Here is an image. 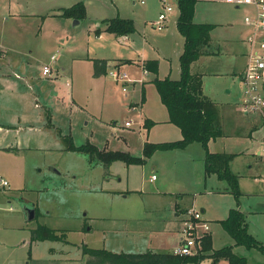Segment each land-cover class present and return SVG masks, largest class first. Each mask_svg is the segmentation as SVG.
Listing matches in <instances>:
<instances>
[{
	"label": "rangeland",
	"instance_id": "1",
	"mask_svg": "<svg viewBox=\"0 0 264 264\" xmlns=\"http://www.w3.org/2000/svg\"><path fill=\"white\" fill-rule=\"evenodd\" d=\"M77 1L85 5L83 18L61 14L64 7ZM196 7L198 13L213 21H229L232 31L240 34L245 5L199 0ZM159 9L157 0H146L144 4L132 0H0V122L16 124L8 131H0V136H5L0 137V142L19 141L22 145L19 160L1 164H6L3 170L9 173L12 194L10 202L0 203V207L11 205L10 213L21 210L24 214L27 208H34V217L27 221L30 227L43 223L55 228L61 238L45 239L39 245L44 256L49 247L67 253L56 254L62 260L55 264H84L87 255L82 252L83 245L135 251L143 249L149 238L154 243L156 235L148 237V230L160 227L161 216L172 217L164 206L166 199L148 192L156 188L167 195L180 192L185 201L194 198V205L203 207L211 218L225 216L230 205L240 206L246 214L248 230L264 243V157L256 153L257 148H264V115L241 108L242 84L238 75H211L204 80L207 88L218 91L215 95L220 99L223 132L222 137L208 141L207 148L238 153L231 159L232 170L241 174L238 197L225 179L214 173L205 174L206 148L200 141L158 150L144 163L115 160L106 168L102 162L90 161L84 152L66 149L59 135L72 136L75 144L89 140L98 147L134 155L142 153L145 140L175 139L179 135V128L173 123L153 122L149 129L139 125L145 117H166L152 82L145 83L147 101L142 102V81L153 77V72L138 65L140 59L162 55L150 44H158L174 27L177 7L161 29L149 23ZM117 15L135 20L140 30L136 38L125 42L105 30L102 20ZM166 51L174 73L179 68L178 56L171 48ZM52 53H56L53 62ZM92 57L121 59L119 68L117 60L109 63V69L124 72L129 81L116 79L109 72L104 78L94 79L90 74ZM123 58L131 61H122ZM49 62L53 70L43 75L42 66ZM225 84L229 87L223 88ZM228 88L231 92L226 91ZM163 110L166 112L165 107ZM126 120L131 125H125ZM30 122H34V129L28 127ZM254 125L251 135L247 134ZM152 173L157 176L154 180L149 179ZM215 185L229 188L228 193H206ZM208 223L214 231L215 247L234 242L219 220ZM180 226L181 222L174 220L170 230L156 239L163 251H170L179 243ZM136 228L146 234L140 236L134 232ZM2 235L14 237L10 232ZM234 251L245 256L247 264H264V252L257 247L239 244ZM205 257L199 264H212V257Z\"/></svg>",
	"mask_w": 264,
	"mask_h": 264
},
{
	"label": "trees",
	"instance_id": "2",
	"mask_svg": "<svg viewBox=\"0 0 264 264\" xmlns=\"http://www.w3.org/2000/svg\"><path fill=\"white\" fill-rule=\"evenodd\" d=\"M197 0H176L178 15L176 27L184 37L183 49L179 55L180 76L173 79L169 76L155 77V84L161 102L166 106L168 120L180 128L181 137L175 140L151 142L145 141L140 155L131 154L129 151L119 149L100 148L95 143L87 140L81 144H75L72 136L60 134L65 142V148L84 152L90 161L102 162L107 167L112 161L122 160L127 164L144 163L155 150H165L182 147L187 143L197 140L206 148L204 168L206 173L214 172L225 179L230 191L236 197L240 194L238 188V175L232 171L230 161L235 153L226 151H209L208 141L222 134L217 104L203 93L202 79L199 73L191 70V63L204 53L210 51V30L213 23L196 22L193 20L195 4ZM61 14L71 15L75 18L85 16V5L77 1L62 9ZM105 30L116 35L128 34L135 30L134 21L130 17L114 16L104 18ZM98 31V29H97ZM122 61L130 62V59ZM93 76L105 75L108 72V59L92 57ZM142 67L150 72L157 73L158 60L156 58L145 59ZM143 98V94H142ZM153 120H146V127ZM224 229L234 238V244H242L246 247H257L264 252V243L255 238L247 229L243 211L238 207L229 209L226 218L221 220ZM31 239H59L61 236L55 228L43 223L37 224L30 230ZM210 236H204L201 252L194 255H179L170 251H156L146 249L144 251H113L106 248L82 246V252L87 255L85 264H199L206 256L212 257L215 263L220 258L228 260L229 264H247L246 257L238 255L233 250L232 244L223 245L213 249L209 254L204 253L211 249Z\"/></svg>",
	"mask_w": 264,
	"mask_h": 264
},
{
	"label": "crops",
	"instance_id": "3",
	"mask_svg": "<svg viewBox=\"0 0 264 264\" xmlns=\"http://www.w3.org/2000/svg\"><path fill=\"white\" fill-rule=\"evenodd\" d=\"M225 1V0H223ZM158 2V0H157ZM199 2V0L196 1V3ZM159 4V3H158ZM160 7V6H159ZM178 15V14H177ZM119 16V15H118ZM177 18V17H176ZM133 19V18H132ZM153 19V18H151ZM193 20L196 22H210L213 23V27L210 30V36H211V45L209 47L210 51L208 53H204L202 55H200L199 58H197L196 60H194L191 63V70L193 72L199 73L201 75V79H202V90L203 93L205 95H207L209 98H211L218 107V99L216 97V90H213L214 88H210V86L207 88L205 85V78L207 76H220V75H224V74H231L232 77H236L238 75L240 81H241V75L242 72L244 70L246 61H247V52H248V43H247V35L250 32V29L244 24L242 26V28L240 29V34H236L235 32L232 31L231 28V23H229V21H213L212 19H209L207 16H204L200 13H198L196 4H195V10H194V15H193ZM134 21V25H135V30L131 33L128 34H122V35H118V37L120 38V40H125V42H127L128 40H133V37L136 38L135 35H137V32H140V30L138 29V26L136 25L135 20ZM174 27H171V30L169 32H167L163 38L158 44H150L152 45L156 50L161 51L162 55H154L155 57H150V58H156L158 60V71L157 73H153L151 78L147 79V80H143L141 87H142V92H141V98H142V94H143V98H142V102H146L147 101V96L145 94V86H146V82L150 83L152 82L154 84V82L152 81L155 77H159V78H163L165 76H169L170 78L176 79L179 78L180 76V63H179V68L178 70H176L174 73L173 69H172V63H171V58L169 57L166 49L167 48H171L172 50H174V52L176 53V55L178 56V60H179V55L182 52L183 49V43H184V37L181 35V33L178 31L177 27H176V19L174 20ZM226 24L225 26V30L222 31L223 29V25ZM105 26V25H104ZM168 26V23L167 25ZM221 27V30H218V28ZM226 27L229 28V30L226 29ZM221 31V32H219ZM179 33V35H178ZM181 35V36H180ZM182 37V38H181ZM145 42H149L151 43L149 40H145ZM176 45V46H175ZM165 47L164 51L162 47ZM99 58H106L108 59V69H109V63L111 61H119V64L117 65V67L119 68V65L121 63V59H116V58H112L111 57V61L109 59V57H99ZM164 58L163 61H166L168 63V65H166V63L162 62V59ZM126 59V58H123ZM149 59V58H146ZM145 60L144 59H140L141 63L138 65H142V62ZM218 62V64H217ZM133 63H135V61H133ZM143 68V67H142ZM143 70H145L143 68ZM146 72H150L145 70ZM179 73H178V72ZM91 76L94 79H99V78H104L106 77L105 75H99V76H93L92 74V63H91V72H90ZM157 74V75H154ZM178 74V75H176ZM128 82V81H127ZM126 83V82H125ZM242 84V82H241ZM155 85V84H154ZM228 85L225 84L223 86L227 87ZM229 87V86H228ZM157 91V90H156ZM227 92H231V88L226 89ZM158 94V92H157ZM159 97V94H158ZM160 100V98H158ZM161 102V100H160ZM162 103V102H161ZM133 104V103H131ZM163 104V103H162ZM161 107L162 113H166V117L165 119H157V118H149V117H145L144 120L139 121V125H144L143 123L146 120H153V122L155 123H159V122H165V123H172L168 120V112L166 109V106L163 104V107H165L166 112H164L163 107ZM219 109V108H218ZM245 111V110H244ZM246 112V111H245ZM149 124V126H152L153 124ZM174 124V123H173ZM15 127L16 124H8V123H2L0 122V131H8L11 128L9 127ZM34 122H30L28 123V127L31 129H34ZM148 126V129H149ZM177 126V125H176ZM42 127H45V124L43 123ZM146 127V126H145ZM255 125L252 126V128L249 130V135H251V131L254 129ZM39 128V127H38ZM179 128V127H178ZM237 134L238 133H235ZM243 134V133H242ZM223 136V132L221 135L215 137H222ZM1 139H4L5 136L1 135L0 136ZM181 137V131L179 128V135L176 136L175 139H178ZM215 138H211L209 140V142L211 140H215ZM175 139H166V138H158V139H151V142H160V141H168V140H175ZM148 141V140H145ZM144 141V142H145ZM144 144V143H143ZM103 148V147H100ZM104 148H106V146H104ZM21 149H22V145L21 142L19 141H6L5 143H1L0 142V175L3 176L5 179L8 180V185L5 186H0V203L1 204H6L7 202H10V196H11V182H10V177L8 176L9 173L5 171V169L3 170V168H6V164L5 166H2V163H6L7 161H10L11 159H17L19 160L21 155ZM261 148H257L256 149V153L258 154V151ZM160 150V149H158ZM158 150H155L152 154L154 155V153H156ZM212 152H214V150H210ZM238 154V153H235ZM150 156V157H151ZM205 158V157H204ZM113 162V161H112ZM131 164H135V163H131ZM111 165V163L106 167L109 168ZM161 167V166H160ZM230 167L232 169V163L230 161ZM162 168V167H161ZM264 170V167H263ZM165 171V170H162ZM234 171V170H232ZM13 172V169H12ZM204 172H205V168H204ZM235 173H237L238 175V179L240 178L241 174L238 173V171H234ZM211 173L214 172H210V173H206V175H210ZM154 174V173H152ZM151 174V175H152ZM216 174V173H214ZM155 175V174H154ZM157 176L155 175L154 178H150V180H154L156 179ZM229 186V184H228ZM143 189H141L140 191H142ZM229 188L227 187H218L217 185H215L214 187H209L208 190H206V193H211L212 194L214 192H219L221 193H228ZM148 192L153 193V195H155L156 197H164L166 199V201L164 202V206L166 209L170 210V213L172 215L171 216H161L160 219L162 221L160 227L156 228V229H149L147 232L148 237L152 236V235H156V239L158 237H160L161 234L165 233L166 231L170 230L169 225L171 222H173L174 220L178 221L179 223L181 222L182 217L184 216V212L186 210V208H188L189 206H191L192 204H194V198H192L190 201H185L184 194H181L180 192H169V194H163V193H167L164 190H160L158 188L154 189V190H149ZM185 192V191H184ZM182 192V193H184ZM190 192H186V194L188 195ZM175 195V196H174ZM192 195H196L194 192H192ZM232 207H236V206H232L230 205L228 210H227V214L225 216H221L219 218H211L209 216H206L205 213V209L203 207H201V210L203 212L204 217L208 220V221H212L214 219L219 220L221 222L222 219L226 218L229 212V209ZM241 211H243L240 206L238 207ZM4 210L0 213V223L3 224V228L0 227V264H55V261L60 262V260H62L61 256L56 258L55 255H65L67 256V253H63L62 249L60 250H56L54 247H49L47 249V252L45 253L46 255L44 256V253L40 251V247L39 245L40 242L44 241L45 239H40V240H35V239H31L30 237V230L31 228L34 227H30L28 224V220L27 217L25 216V214L21 211V210H17L14 213H10V211L13 210V207L11 205L7 206V207H0V211ZM244 216H245V223L248 229V222H247V218H246V214L243 211ZM36 227V226H35ZM3 230V231H2ZM180 228L178 227V232H179ZM143 229H135L134 232H138V234H140V236H143L146 234V231ZM249 231V230H248ZM3 232H10L14 235V237L10 238L7 236L2 235ZM250 232V231H249ZM251 233V232H250ZM180 234V232H179ZM213 234L214 231L211 229L208 232V235L210 236V246L211 249H216L219 247H215L213 245ZM154 238V243L149 242L151 239L149 238L148 244L145 245V247H143V249H136L135 251H144L146 249H152V250H156V251H163L161 249V243L156 240ZM158 241V243H157ZM233 245V250L234 248L237 246L236 244L231 243ZM221 247V246H220ZM172 250H170L171 252ZM64 258H68V257H64ZM205 258H208L205 257ZM211 258V257H209ZM85 259L83 258V262L85 264ZM212 260V259H211ZM212 264H229L228 260L225 258H220L218 261H216L215 263L211 262Z\"/></svg>",
	"mask_w": 264,
	"mask_h": 264
},
{
	"label": "built area",
	"instance_id": "4",
	"mask_svg": "<svg viewBox=\"0 0 264 264\" xmlns=\"http://www.w3.org/2000/svg\"><path fill=\"white\" fill-rule=\"evenodd\" d=\"M239 7L245 5L247 11L243 15V23L250 29L247 35L248 52L247 61L241 75L242 96L240 105L246 112L260 111L264 115V0H225ZM133 3L144 4L146 0H132ZM160 9L157 16L149 20L157 29H161L169 19L170 13L177 7L176 0H158ZM56 53L50 55L53 62ZM51 63H45L41 72L43 75L51 74ZM108 72L116 79L123 82L129 81L124 72L118 69H108ZM68 85L69 83L66 82ZM126 90V87H122ZM125 125H131L130 120ZM264 142V141H263ZM258 155L264 157V148L258 151ZM152 174L150 178H154ZM8 185V180L0 175V186ZM208 220L201 209L194 204L186 208L181 219L180 241L172 249V253L179 255H194L201 252L204 236L209 232Z\"/></svg>",
	"mask_w": 264,
	"mask_h": 264
},
{
	"label": "water",
	"instance_id": "5",
	"mask_svg": "<svg viewBox=\"0 0 264 264\" xmlns=\"http://www.w3.org/2000/svg\"><path fill=\"white\" fill-rule=\"evenodd\" d=\"M51 168H52L53 170H56V169L53 168V167H51ZM25 214H26L27 219H31V218H33L34 215H35V209H34V208H27Z\"/></svg>",
	"mask_w": 264,
	"mask_h": 264
}]
</instances>
